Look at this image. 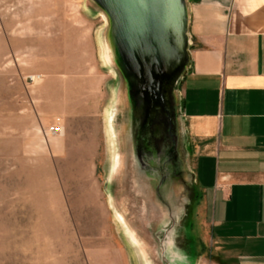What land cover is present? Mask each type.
Masks as SVG:
<instances>
[{"label": "rangeland", "instance_id": "374dc122", "mask_svg": "<svg viewBox=\"0 0 264 264\" xmlns=\"http://www.w3.org/2000/svg\"><path fill=\"white\" fill-rule=\"evenodd\" d=\"M104 20L90 0H0L1 264L22 253L30 264L36 241L28 230L58 223L51 213L65 214L62 223L78 240L80 257L84 247L86 264L133 260L143 242L151 259L163 261L167 238L148 232L145 219L170 208L179 223L187 208L191 193L165 177L170 168L160 158L170 150L172 130L181 138V167L192 168L180 127L181 78L164 97L172 129L161 106L148 122L146 107L134 103L129 113L125 77L97 43ZM50 126L59 132L49 133ZM115 155L120 164L112 170ZM184 220L178 230L195 245L194 220Z\"/></svg>", "mask_w": 264, "mask_h": 264}, {"label": "crops", "instance_id": "0c3cea01", "mask_svg": "<svg viewBox=\"0 0 264 264\" xmlns=\"http://www.w3.org/2000/svg\"><path fill=\"white\" fill-rule=\"evenodd\" d=\"M187 8L180 127L193 164L191 196L177 230L192 218L196 242L191 246L176 229L166 234L168 216L148 215L147 231L167 238L163 261L151 259L143 242L133 260L115 263L264 264V0H187ZM106 25L97 34L100 52ZM51 217L58 223L28 230L36 241L30 264H86L84 247L80 257L78 240L62 223L65 214ZM22 254H14L12 264H25Z\"/></svg>", "mask_w": 264, "mask_h": 264}, {"label": "water", "instance_id": "95a60500", "mask_svg": "<svg viewBox=\"0 0 264 264\" xmlns=\"http://www.w3.org/2000/svg\"><path fill=\"white\" fill-rule=\"evenodd\" d=\"M90 3L99 9L107 23L103 48L108 49L110 63H106L118 67L125 77L129 113L134 111V103L146 107L148 122L155 107L164 106L167 88L182 78L188 64L187 0H90ZM163 110L171 124L169 111L165 107ZM128 123L131 124L130 120ZM181 170L179 179L171 178L167 174L170 170L161 179L165 176L172 183L183 185L187 196L191 193L192 175L185 167ZM166 213L159 216L170 218L171 225L165 230L169 235L179 223L174 221L170 208Z\"/></svg>", "mask_w": 264, "mask_h": 264}, {"label": "flooded vegetation", "instance_id": "af4514ba", "mask_svg": "<svg viewBox=\"0 0 264 264\" xmlns=\"http://www.w3.org/2000/svg\"><path fill=\"white\" fill-rule=\"evenodd\" d=\"M167 121H168V119H167ZM169 121H170V119H169ZM172 127H173V121L171 120V124L168 122V128L172 129ZM171 132H172V130L169 132V134H170L169 135L170 136L169 137L170 138V145H169L170 150H168V152H166L165 154H162V157H160V158H164L165 159L164 162H166L168 168H170V171L168 174H170L174 178L179 179L180 173L182 171L181 170L182 169L181 162L178 159L181 138H178L177 135H173ZM164 167H165V165H164ZM158 196H160L159 192H158Z\"/></svg>", "mask_w": 264, "mask_h": 264}, {"label": "bare ground", "instance_id": "6f19581e", "mask_svg": "<svg viewBox=\"0 0 264 264\" xmlns=\"http://www.w3.org/2000/svg\"><path fill=\"white\" fill-rule=\"evenodd\" d=\"M102 50H103V55H104L105 61L110 63V61H109V55H108V49L103 48ZM110 116H111V115H110ZM110 120H111V117H110ZM115 156H116V155H115ZM119 164H120V163H119V160L117 159V156H116V157L114 158L113 167H112L113 169H112V170H116V168H118V165H119ZM115 213H116L117 217H120V221H121V222L123 223V225L125 226L127 232H128L129 235L131 236V238L134 239V241H135L136 243H138V241H137V239H136V237H135L134 232H133L132 230H130V229L127 227V225L125 224V222H124V220H123V217H122L120 211L117 210V209H115Z\"/></svg>", "mask_w": 264, "mask_h": 264}, {"label": "built area", "instance_id": "2783aa9c", "mask_svg": "<svg viewBox=\"0 0 264 264\" xmlns=\"http://www.w3.org/2000/svg\"><path fill=\"white\" fill-rule=\"evenodd\" d=\"M29 80H30V82H34L35 77L34 76H29ZM48 131L51 134H55V133L59 132V130H58V128L56 126H50Z\"/></svg>", "mask_w": 264, "mask_h": 264}]
</instances>
